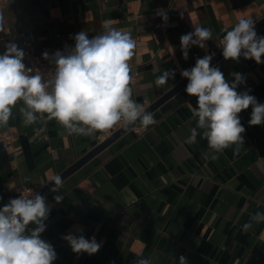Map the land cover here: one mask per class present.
<instances>
[{
	"label": "crops",
	"instance_id": "obj_1",
	"mask_svg": "<svg viewBox=\"0 0 264 264\" xmlns=\"http://www.w3.org/2000/svg\"><path fill=\"white\" fill-rule=\"evenodd\" d=\"M249 1L6 0L0 15L7 43L24 51L26 42L44 61H49L44 52L51 57L74 48L81 31L90 39L106 25L130 33L132 99L147 110L183 81L177 71L210 55L217 37L240 17L255 23L264 18V0ZM194 26L210 28L213 39L205 49L192 46L185 59L180 37ZM18 32L25 37L18 38ZM257 36L264 37V27ZM4 51L0 43V54ZM213 66L229 83L232 73L242 74L245 82L237 91L264 104V63L223 58ZM164 71L175 76L157 86ZM21 107L18 102L7 125L0 126V132L12 133V142L0 145V208L24 190L37 194L97 147L99 131L69 135L46 114L26 126ZM196 107V97L184 88L152 112L155 124L141 136L127 133L62 180L59 192L44 196L50 213L41 238L57 254L53 264H135L139 258L179 264L181 255L188 264H264V223L243 230L251 215L264 213V124L250 126L252 108L243 110V145L213 154L200 135L187 142L197 125ZM69 233L95 237L102 246L96 254L77 255L63 239Z\"/></svg>",
	"mask_w": 264,
	"mask_h": 264
},
{
	"label": "clouds",
	"instance_id": "obj_2",
	"mask_svg": "<svg viewBox=\"0 0 264 264\" xmlns=\"http://www.w3.org/2000/svg\"><path fill=\"white\" fill-rule=\"evenodd\" d=\"M157 14L167 21L165 10L160 9ZM4 30L5 21L0 15V31ZM74 39V48L66 52L56 51L51 57L48 52L43 53V58L55 66L50 73L26 67L25 52L17 44L4 45L5 51L0 54V126L7 125L18 102L23 103L19 111L26 126L35 123L38 114H46L47 120L55 119L69 135H92L112 129L121 121L125 128L137 121L144 128L155 124L152 113L132 99L129 61L134 55L135 41L131 34L106 25L102 34L91 39L84 31ZM211 39L210 28L194 26L192 32L180 37L183 57L187 59L188 50L194 45L205 49ZM216 42L225 60L238 62L243 56L257 64L264 63V37L257 36L251 17H240ZM214 55L197 58L194 67L181 71V76L188 80L185 91L196 97L197 104L192 111L193 117L198 118L197 125L187 142L195 143L200 135L213 154L243 145L245 128L239 117L243 110L252 108L250 126L264 124V104L247 91H237L245 77L232 73L234 81L229 83L219 67L211 66ZM174 76V71H164L155 84L163 86ZM52 183L51 191L59 192L61 177L55 176ZM54 199L60 203L62 197L57 195ZM49 213L45 197L38 193L27 196L21 193L0 208V264H53L57 254L41 238ZM260 223H264V213L256 212L243 230ZM30 224L35 225L31 230ZM63 239L77 255L96 254L102 246L95 237L86 239L69 233ZM135 264L151 262L139 258ZM179 264H188L187 257L181 255Z\"/></svg>",
	"mask_w": 264,
	"mask_h": 264
},
{
	"label": "built area",
	"instance_id": "obj_3",
	"mask_svg": "<svg viewBox=\"0 0 264 264\" xmlns=\"http://www.w3.org/2000/svg\"><path fill=\"white\" fill-rule=\"evenodd\" d=\"M4 1H6V0H0V3L4 2ZM7 34H8V30L5 26V30L0 31V43L1 44H4V45L7 44ZM16 36L18 38L22 39L25 37V34H24V32H18ZM24 45H25V49H24L25 58H24L23 62L27 65L28 68L39 69L42 73L54 72V70H55L54 64L50 63V61L42 60L36 52H33L31 50L30 44L24 42ZM221 51H222V49L219 48L216 44V46L211 51V54L214 53L215 55L213 57H215ZM240 58H243V56H241ZM194 66L195 65L188 67L185 70L190 69ZM177 73L182 78V80L186 79V78H183L181 76V71L180 72L177 71ZM122 125H123V122L121 121L116 126H114L112 129H109V130H106L103 132H99L97 135V139H96V146H99V145L103 144L104 142H106L111 136H113V134H115L118 130L123 128ZM146 130H147V128H144L139 123L138 125L133 127L130 132H133L137 136H141L144 132H146ZM11 142H12V133L11 132H9V131L0 132V145H5V144L11 143ZM22 193L26 196L32 195V193L29 190H24Z\"/></svg>",
	"mask_w": 264,
	"mask_h": 264
},
{
	"label": "water",
	"instance_id": "obj_4",
	"mask_svg": "<svg viewBox=\"0 0 264 264\" xmlns=\"http://www.w3.org/2000/svg\"><path fill=\"white\" fill-rule=\"evenodd\" d=\"M240 1H241V3L243 5H247V4H249L251 2L249 0H240ZM263 27H264V18H262L261 20H259L258 22L255 23V31H256V33ZM221 59H223L222 51L219 52L215 57H213V59L211 61V66L215 65L216 63H218ZM187 83H188L187 79L183 80L178 86H176L173 90H171L168 94H166L163 98H161L155 105H153L152 107H150L146 111L152 113L155 109H157V107L162 105L164 102L168 101L170 98H172L174 95L179 93L184 88H186ZM138 124H139V121H137L135 124L129 125L127 128L123 127L120 130H118L106 142H104L103 144H101V145L97 146L96 148H94L88 155H86L76 165H74L72 168H70L65 173H63L60 176L61 179L64 180L65 178H67L71 173L76 171L83 164L87 163L93 157H95L96 155L101 153L103 150L108 148L110 145L115 143L118 139H120L121 137H123L124 135L129 133L131 131V129L133 127H135L136 125H138ZM53 186H54V184L51 183L50 185H48L45 188H43L42 190H40L38 192V194L45 196L51 190V188Z\"/></svg>",
	"mask_w": 264,
	"mask_h": 264
}]
</instances>
